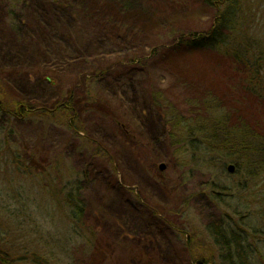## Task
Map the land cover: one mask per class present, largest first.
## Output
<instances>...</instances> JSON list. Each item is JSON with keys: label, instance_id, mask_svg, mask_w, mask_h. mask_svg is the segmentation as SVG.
I'll return each mask as SVG.
<instances>
[{"label": "rangeland", "instance_id": "rangeland-1", "mask_svg": "<svg viewBox=\"0 0 264 264\" xmlns=\"http://www.w3.org/2000/svg\"><path fill=\"white\" fill-rule=\"evenodd\" d=\"M115 2L0 0V260L193 264L219 258L209 228L220 225L244 235L264 264V85L252 86L258 98L247 94L222 49L186 45L218 26L222 10L134 0L112 12ZM236 2L231 44L238 55L264 49V0ZM89 91L104 111L82 114L74 102L82 115L72 128L13 114L16 103L52 110ZM221 115L230 128L253 125L256 162L226 149L229 131H211ZM30 153L40 168L25 174L16 156ZM71 191L84 204L79 222Z\"/></svg>", "mask_w": 264, "mask_h": 264}, {"label": "trees", "instance_id": "trees-1", "mask_svg": "<svg viewBox=\"0 0 264 264\" xmlns=\"http://www.w3.org/2000/svg\"><path fill=\"white\" fill-rule=\"evenodd\" d=\"M60 1L66 4H75L79 3V0H56ZM206 4L209 6H216L220 7V10H222L221 15L219 16V23L218 26L214 29H212L207 35L198 36L194 38L191 44L187 43L186 45L189 48L194 49H210L214 51H220L222 49L223 54L228 57V60L231 62V66L236 71V75L239 73L240 75H244V79H242L241 84L243 85V89L247 94H250L252 96H255L258 98L259 92H257L256 88L254 87V83H259L264 85V49L263 47H260V44H254V45H248L246 46L245 50L241 55H238V48L239 44H231L235 35H236V26L234 24V20L236 16H239V8L237 7L236 0H204ZM134 3V0H117L115 4L111 7L112 12L114 11L115 7H119V10H130L131 5ZM140 3V2H139ZM224 5H226L224 7ZM112 15V14H111ZM115 19V16H113ZM118 19L122 20L119 16ZM118 26H123V24L116 21ZM227 23H231L233 25L229 29L227 28ZM223 30H229L228 32L232 31L231 34H227L226 36L223 34ZM238 74V75H239ZM237 75V76H238ZM246 79V80H245ZM251 84V88L247 87V84ZM258 94V95H257ZM3 96V94H2ZM1 96V97H2ZM160 95L158 93H153L154 100L156 104H158L157 98ZM161 98V96H160ZM78 102L82 106V114L89 113V112H99L104 111L102 103L103 99H100L98 97H95V94H92L91 91L87 94L86 92L82 95V98L75 100L74 97H71L68 101H62L60 105L56 106L52 110L48 109H34L33 111H30V107H28L26 104L23 103H16L14 105V112L17 117H21L24 115H31L30 113H34L33 115H37L40 113V117L42 118H48V119H55L59 120L60 122H68V127L72 128L70 120L76 119V117H81L82 114L77 113V116L73 114V103ZM158 106H160L158 104ZM13 107V106H12ZM161 107V106H160ZM1 109L3 105L0 107ZM0 109V111H1ZM101 114V113H100ZM236 117V116H235ZM219 121L217 122V125L215 128L211 127V131H214L215 133H223L226 131L231 132V134L228 132V134H225L226 138L223 141L224 146H226L227 150L231 152V154H236L237 152H242L244 155H247V157L250 155L251 147L255 144L254 141V135H253V125L251 123L245 124L242 123L241 126L230 128L227 125V122L230 121V118L226 115H221ZM226 124V125H225ZM206 127V126H205ZM255 127V126H254ZM218 129V131H217ZM232 129H236L235 131H231ZM208 129L207 131H209ZM176 132L173 133V135ZM238 133V136H235V134ZM230 134V135H229ZM216 135V134H215ZM214 137V136H213ZM210 136V138H213ZM217 140V139H215ZM222 142V141H221ZM220 147V144H218ZM217 146V145H216ZM250 162H256L255 159H250L248 157ZM257 163H261L262 160H264V154L261 153V157L257 159ZM16 163L18 165L19 171L29 174L34 171H39L40 168V162L35 156V154H27L26 157H22L19 154L16 156ZM256 164V163H255ZM39 167V168H38ZM56 168L59 169V166L56 165ZM55 168V169H56ZM44 170V169H42ZM76 191V190H74ZM74 191H71L66 195L65 200L71 205V206H78L79 208H74L73 212V220L76 222H79L81 220V216L84 211V204L80 200V196H75ZM209 231L211 233V237L213 240V245L218 249L219 252V258H207V257H196L194 259L193 264H254L253 262V251L250 248V244L248 243L247 238L244 235H241L238 231L234 229H227L224 226H216L211 225L209 228ZM92 242H88L87 244L91 245ZM94 245V244H93ZM97 251L99 250V247L96 248ZM100 252V250H99ZM1 257V256H0ZM2 264H10V262L3 257V260H0ZM7 262V263H6ZM146 264H151L152 260H145ZM100 264H104L103 262Z\"/></svg>", "mask_w": 264, "mask_h": 264}, {"label": "water", "instance_id": "water-1", "mask_svg": "<svg viewBox=\"0 0 264 264\" xmlns=\"http://www.w3.org/2000/svg\"><path fill=\"white\" fill-rule=\"evenodd\" d=\"M166 169V166L165 165H161L160 166V171H163V170H165ZM228 171L230 172V173H233L234 171H235V166L234 165H230L229 167H228Z\"/></svg>", "mask_w": 264, "mask_h": 264}]
</instances>
